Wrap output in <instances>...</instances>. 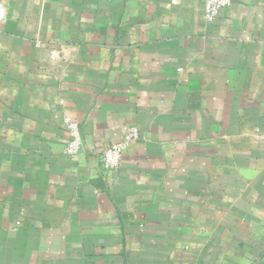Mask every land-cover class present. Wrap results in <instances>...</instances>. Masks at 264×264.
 I'll return each mask as SVG.
<instances>
[{
    "label": "crops",
    "instance_id": "0c3cea01",
    "mask_svg": "<svg viewBox=\"0 0 264 264\" xmlns=\"http://www.w3.org/2000/svg\"><path fill=\"white\" fill-rule=\"evenodd\" d=\"M0 4V264H264V0Z\"/></svg>",
    "mask_w": 264,
    "mask_h": 264
},
{
    "label": "built area",
    "instance_id": "2783aa9c",
    "mask_svg": "<svg viewBox=\"0 0 264 264\" xmlns=\"http://www.w3.org/2000/svg\"><path fill=\"white\" fill-rule=\"evenodd\" d=\"M232 0H202L203 20L205 23H213L222 11L230 8ZM6 16L5 7L0 4V21ZM62 126L67 133L68 141L63 149V155L67 159H74L83 149V141L79 123L68 117L62 118ZM139 138L136 128H130L119 141L104 143L96 156L98 162V174L103 180H108L119 168L124 152Z\"/></svg>",
    "mask_w": 264,
    "mask_h": 264
}]
</instances>
